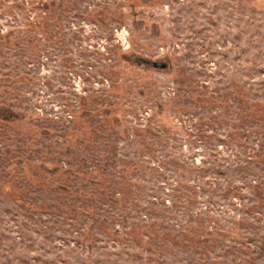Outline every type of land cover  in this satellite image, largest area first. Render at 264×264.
<instances>
[{
    "label": "rangeland",
    "instance_id": "obj_1",
    "mask_svg": "<svg viewBox=\"0 0 264 264\" xmlns=\"http://www.w3.org/2000/svg\"><path fill=\"white\" fill-rule=\"evenodd\" d=\"M0 264H264V0H0Z\"/></svg>",
    "mask_w": 264,
    "mask_h": 264
}]
</instances>
